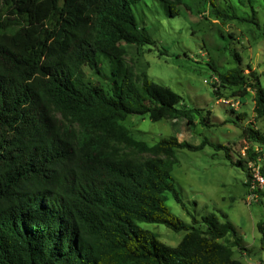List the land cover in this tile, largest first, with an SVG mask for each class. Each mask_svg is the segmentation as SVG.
<instances>
[{"label":"trees","instance_id":"trees-1","mask_svg":"<svg viewBox=\"0 0 264 264\" xmlns=\"http://www.w3.org/2000/svg\"><path fill=\"white\" fill-rule=\"evenodd\" d=\"M144 1L0 0V264H241L221 242L240 246L230 222L208 214L186 224L165 205L170 193L185 207L171 176L175 149L210 145L229 160L231 150L174 136L149 145L123 125L131 115L211 125L210 112L179 109L180 95L145 74L138 83L126 63L123 45L153 43L133 11ZM152 1L171 17L187 10L183 0ZM203 1L217 18L244 21L232 0ZM233 56L219 84L241 98L251 89L264 118V88ZM242 134L264 147V133ZM258 155L246 149L234 166L245 168V157L256 165ZM141 223L184 235L171 247Z\"/></svg>","mask_w":264,"mask_h":264},{"label":"rangeland","instance_id":"rangeland-1","mask_svg":"<svg viewBox=\"0 0 264 264\" xmlns=\"http://www.w3.org/2000/svg\"><path fill=\"white\" fill-rule=\"evenodd\" d=\"M183 2L187 10L174 17L156 1L136 5V19L153 43L139 50L123 45L125 61L134 69L138 83L145 74L150 81L170 88L181 96L179 109L197 108L201 116L208 111L211 125L203 124L199 116L188 125L184 118L152 122L139 115L127 117L123 125L136 140L149 145L174 136L194 145L205 139L212 145L228 147L230 160L210 145L199 151L175 149L169 159L171 176L185 207L170 193L165 194V205L186 224H192V218L200 222L208 214L230 222L240 246L234 245L231 236L221 242L231 248L233 259L241 264H264L262 232L258 229V225H264V183L257 187V201L251 204L247 197L253 193L244 186L246 171L250 175L258 171L264 180V147L246 142L242 134L246 127L264 133V118L255 114V93L251 89L241 98L237 87H222L217 74L235 66L233 52H237L244 74L258 77L264 88V0L231 1L234 13L244 21L215 17L203 0ZM251 148L258 149L260 161L254 165L245 157V168L234 166ZM140 226L171 247L184 235L162 224Z\"/></svg>","mask_w":264,"mask_h":264},{"label":"built area","instance_id":"built-area-1","mask_svg":"<svg viewBox=\"0 0 264 264\" xmlns=\"http://www.w3.org/2000/svg\"><path fill=\"white\" fill-rule=\"evenodd\" d=\"M256 151H258V149H256ZM263 183H264L263 177L259 175L258 171H255V173L252 175V182H251V186L249 190L252 191L256 187L263 185ZM254 200H255L254 194H251L247 197V201L249 204L253 202Z\"/></svg>","mask_w":264,"mask_h":264}]
</instances>
